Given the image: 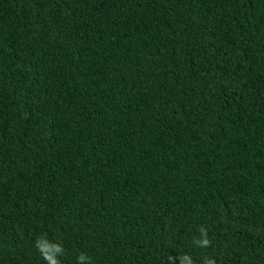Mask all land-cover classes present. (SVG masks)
Returning <instances> with one entry per match:
<instances>
[{"label":"trees","instance_id":"obj_1","mask_svg":"<svg viewBox=\"0 0 264 264\" xmlns=\"http://www.w3.org/2000/svg\"><path fill=\"white\" fill-rule=\"evenodd\" d=\"M0 264H264V0H0Z\"/></svg>","mask_w":264,"mask_h":264}]
</instances>
